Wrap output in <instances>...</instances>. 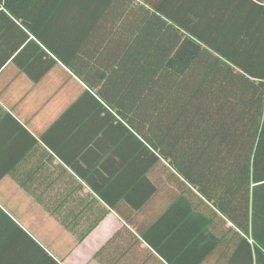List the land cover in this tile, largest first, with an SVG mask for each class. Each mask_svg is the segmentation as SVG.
I'll return each mask as SVG.
<instances>
[{"label":"trees","instance_id":"obj_1","mask_svg":"<svg viewBox=\"0 0 264 264\" xmlns=\"http://www.w3.org/2000/svg\"><path fill=\"white\" fill-rule=\"evenodd\" d=\"M38 3L49 12L41 18L76 12L87 34L98 30L99 50L110 49L107 63L120 46L121 56H132L134 73L121 90L112 70L94 79L78 75L83 89L58 117L71 120L73 133L84 132V155L67 156L49 143L56 155L9 157L2 174L77 241L107 213L89 206L86 194L78 198L79 180L99 193V175L150 184L151 172L169 174L180 192L161 217L183 222L184 264L263 258L264 0H25V15L8 8L32 31L27 16ZM20 31L25 42L10 58L35 49L42 66L30 78L39 82L55 61L44 49L51 47ZM0 116L28 133L7 111ZM47 195L60 202L50 204ZM87 208L91 217L77 214Z\"/></svg>","mask_w":264,"mask_h":264},{"label":"crops","instance_id":"obj_2","mask_svg":"<svg viewBox=\"0 0 264 264\" xmlns=\"http://www.w3.org/2000/svg\"><path fill=\"white\" fill-rule=\"evenodd\" d=\"M10 4L21 15L29 8L25 0H0V109L10 113L28 133L14 130L11 121L0 116V120L5 119L0 128V264H174V259L175 264H184L183 222L174 224L167 217L173 215L161 217L175 193L180 192L174 181L167 180L169 174L151 172L150 184L124 183L99 175V193L77 179L82 184L79 199L86 194L89 206L107 208L103 218L79 241L8 172L2 174L9 166V157L56 155L49 143L67 156L84 155V132L73 133L71 120L58 117L83 89L78 75L94 79L112 70L117 89L121 90L130 85L134 73L132 56H121L120 46L116 52L113 47V64L107 63L110 49L99 50L103 41L97 40L98 30L87 34L84 19H78L76 12L70 11L63 20L41 18L47 9L38 8V3L27 16L31 17L32 32L10 14ZM20 28L42 47L46 43L51 47L44 49L55 61L39 82L30 78L42 66L35 49L20 53L16 60L10 58L23 36ZM161 176L166 180L161 182ZM48 201L56 204L58 200L49 197ZM88 209L77 214L91 217L93 213ZM67 214L73 218L75 211ZM253 264H264V257Z\"/></svg>","mask_w":264,"mask_h":264}]
</instances>
